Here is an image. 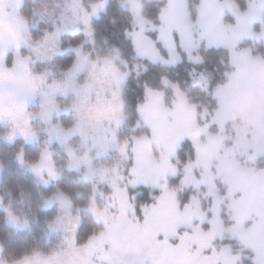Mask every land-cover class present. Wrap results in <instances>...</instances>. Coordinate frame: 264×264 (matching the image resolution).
<instances>
[{
  "label": "rangeland",
  "instance_id": "374dc122",
  "mask_svg": "<svg viewBox=\"0 0 264 264\" xmlns=\"http://www.w3.org/2000/svg\"><path fill=\"white\" fill-rule=\"evenodd\" d=\"M108 1L32 0L27 18L23 0H0V138L42 146L38 161L23 165L43 183L56 176L53 147L60 149L90 183L82 209L99 225L76 244L79 216L58 192L46 201L57 205L49 229L65 246L0 264H264V0H245L244 9L235 0H164L157 22L142 16V0H123L138 57L173 64L183 51L195 62L198 47L213 46L227 49L230 66L212 89V109L175 84L167 83L169 97L147 88L132 130L127 72L82 48ZM77 31L84 41L69 47L72 65L53 68L61 36ZM195 80L206 88L203 74ZM184 141L193 150L186 161L178 155ZM140 185L157 194L137 206L129 189ZM7 222L27 227L11 213Z\"/></svg>",
  "mask_w": 264,
  "mask_h": 264
},
{
  "label": "trees",
  "instance_id": "16d2710c",
  "mask_svg": "<svg viewBox=\"0 0 264 264\" xmlns=\"http://www.w3.org/2000/svg\"><path fill=\"white\" fill-rule=\"evenodd\" d=\"M87 0H84V2ZM123 0H109L105 10L92 21L94 41L84 43L83 49L90 50L99 56H106L121 70L127 72L123 85V106L127 114L126 127L132 130L139 123L136 108L144 101L145 90L162 91L169 97L173 90L167 83L175 84L180 91L186 93L199 105L206 104L210 109L216 102L212 97V89L225 79L229 70L228 51L222 47H198L200 60L187 59L183 51L181 60L173 64H164L138 57L132 46L128 32L132 17L127 8L121 4ZM141 14L144 18L157 22L164 0H142ZM239 9L246 6L245 0H235ZM32 0H23L21 14L29 18ZM41 24V23H40ZM44 26V24H41ZM83 33H65L61 36V47L64 52L55 55L51 64L53 68L66 71L74 60L76 47L84 41ZM242 45H251L249 40ZM253 43V53L262 54V46ZM196 74H203L206 88H202L195 80ZM64 118V117H63ZM65 125L66 119H63ZM138 128V125L136 126ZM139 130V129H138ZM54 148V165L56 176L43 183L23 163L38 161L42 146L36 142H26L21 138L5 140L0 138V261L14 262L24 256L35 253H54L65 246V237L51 232L49 223L57 215V205H46L52 195L61 193L72 204V209L79 216L75 232V243L83 244L99 229L89 212L82 209L91 195V185L84 181L80 174L69 169L64 163L60 149ZM193 150L189 141L181 143L178 155L183 161L193 158ZM179 178V177H178ZM135 205L152 201L157 190L140 185L129 189ZM7 213L23 219L26 228H16L7 222ZM243 264H252L244 258Z\"/></svg>",
  "mask_w": 264,
  "mask_h": 264
}]
</instances>
